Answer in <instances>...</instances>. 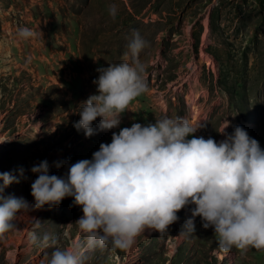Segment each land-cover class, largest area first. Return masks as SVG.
<instances>
[{"label":"rangeland","instance_id":"1","mask_svg":"<svg viewBox=\"0 0 264 264\" xmlns=\"http://www.w3.org/2000/svg\"><path fill=\"white\" fill-rule=\"evenodd\" d=\"M21 28L32 37H20ZM133 30L147 41L140 59L148 90L118 128L101 131L98 118L86 137L73 126L78 109L97 94L99 68L131 62ZM165 116L202 123L195 135L217 142L227 119L228 133L241 126L264 149V0H0V173L18 180L2 195L24 199L38 215L26 221L24 209L0 234V264H49L57 248L73 249L82 264H264V250L222 253L199 217L195 233L180 235L190 209L166 233L146 229L127 249L89 246L73 197L35 209L34 165L46 160L49 174L62 177L113 132Z\"/></svg>","mask_w":264,"mask_h":264},{"label":"clouds","instance_id":"2","mask_svg":"<svg viewBox=\"0 0 264 264\" xmlns=\"http://www.w3.org/2000/svg\"><path fill=\"white\" fill-rule=\"evenodd\" d=\"M109 14L115 19L116 5L109 7ZM32 35L28 28L19 30L24 39ZM146 45L133 30L128 43L131 62L98 69L99 77L93 81L97 94L78 109L80 119L73 125L78 132L94 135L98 118L101 131L118 128L133 100L147 92L140 59ZM204 126L166 116L146 126L133 123L113 132L111 143H101L92 159L68 165L62 177L50 175L48 162L42 161L31 168L36 176L31 184L34 207L59 206L73 197L83 212L75 223L93 247L110 242L127 249L146 229L166 233L179 221L178 213L190 209L180 235L195 233L199 217L205 229L214 230L222 253L264 250V149L241 126L228 133L227 119L218 131L225 137L219 142L195 135ZM0 181L3 234L15 227L17 215L29 206L22 198L2 195L4 188L18 182L15 175L0 173ZM49 264L82 262L73 249L57 248Z\"/></svg>","mask_w":264,"mask_h":264},{"label":"bare ground","instance_id":"3","mask_svg":"<svg viewBox=\"0 0 264 264\" xmlns=\"http://www.w3.org/2000/svg\"><path fill=\"white\" fill-rule=\"evenodd\" d=\"M3 143H4V142H3ZM0 147H2V146H0ZM25 210H26V211H25V212H26V213H25L26 216L24 217V219H25L26 221H27V219H33V220H34V219L38 216V215H36L35 217L32 216V212L35 211V210L33 209V207H32L31 205L29 206V209H28V210H27V209H25ZM25 231L27 232V231H29V229H27V230H25ZM22 238H23V236H22ZM24 238H25V237H24ZM0 239H3V238L0 236ZM25 241L27 242L28 239H26ZM19 242H20V241H19ZM12 260H15V257H13Z\"/></svg>","mask_w":264,"mask_h":264}]
</instances>
